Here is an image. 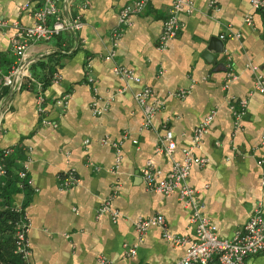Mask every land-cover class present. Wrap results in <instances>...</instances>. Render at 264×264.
<instances>
[{
  "label": "crops",
  "instance_id": "obj_1",
  "mask_svg": "<svg viewBox=\"0 0 264 264\" xmlns=\"http://www.w3.org/2000/svg\"><path fill=\"white\" fill-rule=\"evenodd\" d=\"M26 1L32 7L37 3L0 0V19L31 23L32 9L23 7ZM77 1L60 8L63 13L79 12L82 25L35 42L24 61L29 75L43 83L42 114L36 109L34 82L27 77L0 94V149L12 146L13 160L25 159L32 178L26 205L29 263L103 264L102 257L110 264H173L184 246L165 240L158 225L139 234L133 220L159 213L170 231L191 237L189 210L175 193L147 189L139 170L149 160L165 174L170 159H180V149L191 144L192 128L209 113L192 148L206 162L192 164L187 180L217 235L230 237L254 208L264 209V92L253 84L264 73L262 12L248 0H192L189 11L178 13L177 34L159 45L170 0H150L122 26L108 59L103 56L111 47L110 31L118 9L129 0H89L81 9ZM228 30L239 36L219 37ZM14 31L11 25H0L4 71L14 59ZM209 37H214L215 48L221 41L219 51H202ZM113 62L131 68L138 81L119 90L124 82L112 71ZM226 62L234 75L228 82ZM52 71L58 73L56 80L48 76ZM144 84L162 100L152 128H139L141 112L132 95ZM62 94L67 98L64 106L53 101ZM240 98L246 104L235 126L230 104L236 106ZM93 99L106 101L105 110L93 113ZM41 115L54 124L42 123ZM163 120L175 143L169 155L154 149ZM113 141L119 144L118 160ZM69 168L78 180L61 188L58 175ZM111 191L110 205L121 213L114 221L106 212H96ZM131 244L132 255L125 249ZM244 264H264V253L247 256Z\"/></svg>",
  "mask_w": 264,
  "mask_h": 264
},
{
  "label": "built area",
  "instance_id": "obj_2",
  "mask_svg": "<svg viewBox=\"0 0 264 264\" xmlns=\"http://www.w3.org/2000/svg\"><path fill=\"white\" fill-rule=\"evenodd\" d=\"M67 2L73 3V0H37L32 7L29 1L23 5L24 8H31L33 21L25 24L15 19L9 21L0 19V25H11L14 28V34L10 37V48L14 53V59L9 68L4 71L0 65V94L4 87H17L22 84V79L27 77L28 82H34L36 91V109L40 114L43 112V84L39 80H34L24 64L26 55L30 46L38 41L49 40L51 37L62 31L78 29L82 25L79 12L72 14L63 13L60 4ZM150 0H129L122 4L118 9L116 24L110 31V49L106 51L104 58L112 59L115 51L114 46L120 35L123 25L129 23L132 15L141 12ZM192 0H170V5L165 16L161 20V31L158 37L159 45L175 36L180 28L178 13L182 10L189 11L192 7ZM252 9L260 10L264 17V0H248ZM89 0H79L76 5L79 9L88 6ZM245 21L250 22V14L245 15ZM264 34V29H263ZM239 36V32L228 30L220 33L219 37ZM1 60V54H0ZM255 66H253L254 68ZM112 71L119 76L124 82L119 90L127 87L128 82L138 81V76L129 67L113 62ZM229 63L226 62V70L224 72L225 80L228 82L233 78V74L229 72ZM58 73L52 71L51 80H56ZM89 81L92 78L88 77ZM254 88L260 92H264V73L258 74L254 78ZM178 93H182L180 90ZM136 104L140 108L141 120L139 128H152L153 117L162 106V100L155 96L152 89L147 85H141L132 92ZM66 94H62L54 98V103L64 106L66 103ZM246 104L245 98L236 101V106L230 104L232 109L234 124L239 125V118L244 113ZM106 101L99 103L93 99L90 103V109L93 113H100L106 108ZM211 118V113L205 115L192 128L191 144L180 149V159H170L169 168L165 174L153 166L146 160L139 170V176L147 189L158 191L164 194L175 193L176 197L181 201L182 205L188 208V223L192 229V236L177 234L170 231L165 224L163 216L159 213L138 217L133 220L135 230L140 234L150 225H158L161 229L162 237L174 244H182L184 250L173 264H244V259L249 255L264 253V209L254 208L242 225L235 229L230 237H220L216 233L213 222L202 212V203L197 198L194 187L188 182L187 176L192 164L203 165L206 158L196 155L192 148L199 142L202 132ZM42 123H51L49 119L43 115L40 117ZM167 120H163L161 131L157 135V143L154 147L157 153L169 155L174 148L175 143L172 138V132L169 128ZM132 142H136L133 138ZM115 151V160L119 158V144L117 141L111 142ZM15 152L12 146H6L0 149V176L9 172V166L6 158ZM19 167L16 169L19 186L32 185V178L29 174L27 161L19 159ZM78 176L71 168L66 169L58 175L59 186L62 188L69 187L76 183ZM113 192H109L102 202L97 206L96 212H106L111 220H116L120 215V211L110 205V199ZM25 192H21V197H16L13 202L14 209L18 216L14 223L13 234V251L19 255L26 264L29 263V255L31 252L28 231L30 228V217L26 209ZM127 254L135 253V245L126 246ZM99 261L103 264H110L109 261L100 257Z\"/></svg>",
  "mask_w": 264,
  "mask_h": 264
},
{
  "label": "trees",
  "instance_id": "obj_3",
  "mask_svg": "<svg viewBox=\"0 0 264 264\" xmlns=\"http://www.w3.org/2000/svg\"><path fill=\"white\" fill-rule=\"evenodd\" d=\"M50 73L48 76H50ZM13 159L14 155L6 158L10 169L7 174L0 176V264H26L13 251L14 223L18 213L12 209V206L18 192L22 191L25 192V203L27 204L30 187L26 184L23 187L19 186L16 174L19 162L16 163Z\"/></svg>",
  "mask_w": 264,
  "mask_h": 264
},
{
  "label": "water",
  "instance_id": "obj_4",
  "mask_svg": "<svg viewBox=\"0 0 264 264\" xmlns=\"http://www.w3.org/2000/svg\"><path fill=\"white\" fill-rule=\"evenodd\" d=\"M74 30H71V32H73ZM213 38L214 37H209L208 38V40H207V42H206V44H205V47L203 48V50L202 51H206V52H208L209 51V49L210 48H212V49H214L215 51H219L221 48H220V43H221V41L219 40L218 41V47H213V46H211V43L213 42ZM210 45V46H209ZM202 53H204V52H202ZM0 112H1V106H0Z\"/></svg>",
  "mask_w": 264,
  "mask_h": 264
}]
</instances>
